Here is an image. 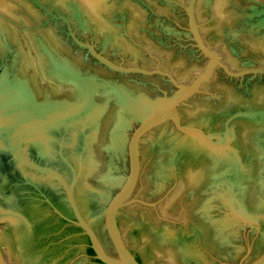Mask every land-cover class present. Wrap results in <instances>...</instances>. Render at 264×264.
Wrapping results in <instances>:
<instances>
[{
	"label": "water",
	"instance_id": "obj_1",
	"mask_svg": "<svg viewBox=\"0 0 264 264\" xmlns=\"http://www.w3.org/2000/svg\"><path fill=\"white\" fill-rule=\"evenodd\" d=\"M0 264H264V0H0Z\"/></svg>",
	"mask_w": 264,
	"mask_h": 264
},
{
	"label": "trees",
	"instance_id": "obj_2",
	"mask_svg": "<svg viewBox=\"0 0 264 264\" xmlns=\"http://www.w3.org/2000/svg\"><path fill=\"white\" fill-rule=\"evenodd\" d=\"M88 254L92 257L94 255L93 250L88 246Z\"/></svg>",
	"mask_w": 264,
	"mask_h": 264
}]
</instances>
